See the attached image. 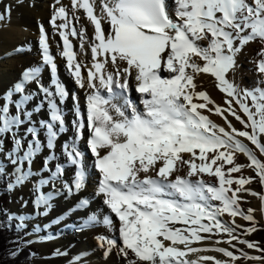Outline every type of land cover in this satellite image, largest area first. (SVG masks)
I'll use <instances>...</instances> for the list:
<instances>
[{"label":"snow or ice","instance_id":"snow-or-ice-1","mask_svg":"<svg viewBox=\"0 0 264 264\" xmlns=\"http://www.w3.org/2000/svg\"><path fill=\"white\" fill-rule=\"evenodd\" d=\"M174 4L175 9L170 10L167 0H104L102 14L98 16L90 0L73 2V7L82 8L94 26L93 63L87 72L92 92L87 96L86 122H78L76 128L81 138L85 128L90 130L86 143L95 158L94 169L99 177L94 195L102 196L103 204L119 220V242L107 243L118 247L127 264H197L187 257L203 251H215L229 258H200L213 260L214 264H235L240 259L264 264V256H251L242 250L237 256L222 247L192 246L226 234V242L233 248L232 242L236 240L249 249L264 252L255 243L239 239V225L233 227L221 220L223 214L240 216L253 224L244 229L246 234L256 230L252 210L246 215L239 208L241 193L256 195L246 187L254 178H233L231 174L240 173L244 167L235 162V154L242 153L250 162L248 166L255 170L256 178L264 183V163L238 139L245 138L264 155V0H174ZM3 18L0 14V20ZM57 19L65 21L58 27L69 29L64 7L55 12L52 23ZM102 22L109 25L108 30ZM69 34L77 36V30L60 33L63 56L76 82L84 87L81 65L75 62ZM39 44L44 63L52 65L55 71L43 29ZM251 44L261 46L256 61L260 82L252 90H242L228 75L236 71L238 57ZM198 74L214 77L218 89L231 98L225 101L227 108L216 106L215 113L223 116L227 112L245 130H237L224 117L229 129L226 130L201 114L199 109L213 102L205 92L195 91ZM38 75L37 70L25 71L22 83L15 84L11 91L5 89L7 95L0 92L4 101L0 104V149H5L6 139L12 144L8 154L15 166V179L8 188L23 187L35 177L32 166L47 149L49 155L37 171L48 172L49 177L32 185L37 193L34 211L47 217L61 194L77 197L76 211L87 209L91 197L86 192L91 176L82 153L75 147L67 151L65 145L67 159L74 166L71 178H64L67 170L62 164L57 163L54 171L50 167L56 159L52 149L57 136L65 131V120L56 104L48 105L49 121L34 122L41 107L36 105L31 111L26 107L34 97L25 85L37 81ZM133 88L140 96L142 110L130 98ZM40 91L46 97L53 95L46 88ZM55 94L66 95L59 85ZM194 97L205 103H194ZM113 99L122 103L117 105ZM41 130L46 134V142L40 138ZM181 153L192 154V159L183 161ZM177 161L188 165L187 177L177 175L172 179ZM158 163L161 166L157 168ZM225 164L232 166L225 171ZM201 174L215 177L219 186L206 182ZM193 176L197 177L195 181ZM44 188L49 191L43 192ZM212 202H218V206ZM24 219L19 217L17 230L24 227ZM103 222L113 223L107 216Z\"/></svg>","mask_w":264,"mask_h":264},{"label":"bare ground","instance_id":"bare-ground-1","mask_svg":"<svg viewBox=\"0 0 264 264\" xmlns=\"http://www.w3.org/2000/svg\"><path fill=\"white\" fill-rule=\"evenodd\" d=\"M33 1L32 0H11L9 2V5L11 6L12 11L10 12L8 18H3V20H0V25H1L0 40L5 39L3 43L0 42L1 44L0 45V56L3 55L2 52L5 51L4 49H7L8 50L7 55L9 57L13 56V54L18 55L14 57L15 59L18 58V60H16L17 64L21 62V66L23 67L24 65H29L28 67L25 66L24 68L38 67V69L40 68V70H37V69L36 70L38 71V73L41 74V71H44L45 68L42 67L40 64L36 65V60L34 59L33 61H29L28 58L26 57L30 55L28 50L26 49L22 50V48L21 49L18 48L21 44H19L18 40H16L17 38L13 37L15 36V34H13L15 31L18 32L17 34H20L19 33L20 30L22 31L23 28H28L30 26L37 28L38 23H40L41 25L37 28L40 32H41V29H43L44 32H47L50 34V32L48 31V28L43 25L47 22V16L50 14L49 13L50 11L46 9V4H43L45 7L43 5H42L43 7H41V6H38L36 3H33ZM37 1L38 0H35V2ZM90 1L91 3H93L94 11L97 14L98 4L99 6H101L104 0H90ZM73 2L74 0H65V2L62 3L61 7H64L66 11L69 12L70 17L68 18L71 21L70 23V21L68 20L69 26L77 30L78 38L79 36L80 37L84 36L85 38L84 39L85 45H84V49L82 50V51H85V54L82 53L83 55L80 56V59H78L79 57L78 53H80L78 44L73 42V40L70 41V44L72 45L74 57L76 58L75 62L77 63L81 62V64L83 65V67H81V74H83L84 72H88V70L90 69L93 63L92 54L89 55L88 53H86L87 51L86 49L92 46V40H93L92 38L94 36V26L91 24V22L87 19L86 16H84V18H80L78 13L81 8L73 7ZM1 6L2 4L0 5V11L2 9ZM173 7L175 9V4H173ZM48 24L49 23L47 22V26ZM60 24H63V20H59V25ZM4 26L5 27L7 26L9 29H5ZM77 26H79V31L77 29L78 28ZM102 26L105 28V30H108L109 28V25L106 22H102ZM36 28L32 30L34 31ZM53 37L54 35H51L49 37L50 39L48 40L49 54L51 52L50 56L57 59L58 64L56 66H58L59 68L58 79L55 80L52 74H51V78H49V76L46 74V76L48 77V81L43 79V81H46L43 88L48 89V91L52 92L53 95L51 97H46L42 91L35 88L34 90L36 91L33 92L30 87L31 93L34 94L33 96L34 99L32 103L26 107L28 109L31 107L30 111L36 105H39L41 107V111L38 114L34 115L33 117L34 122H38L40 120L49 121L50 113L48 114L49 112L48 105L49 103L56 104L57 110L62 115V118L65 120V126H64L65 131L59 132L57 136V140H56L55 148H57L58 150L55 148L52 149V153H54L56 159L50 162L51 169L53 168L54 163L57 160H59L64 163L65 169L67 170V175L64 178H69V177L71 178V176L74 175V172L72 171V168L74 166H72L70 161L67 159V155L65 156L63 155L62 152H60L61 150L66 152L65 145H67L68 146L67 151H70L72 147H75L79 152L82 153L84 162L87 164V172L90 174V176L95 175L97 177L98 173L95 171L94 165L92 164L95 158L92 156L87 146V143H86L87 139L89 138L90 130L86 128L85 133L83 137L81 138L77 134L72 133L73 124L72 123L68 124V121H67L68 118H72L70 121H73L75 125L78 122L85 123L86 122V109H84V107L82 108L80 103L76 105L71 104L72 92L69 89H72V91L75 90L73 86V81H75L74 78L76 79V77L72 74V72L70 71L68 67H65L66 73L65 72L64 74L62 73V62H64V65H67V61L61 58L60 50H62V47H56V46L50 47ZM260 47H261L260 45L252 46V49L255 50L256 55ZM19 54L21 55L24 54V55L19 56ZM199 63L202 64V62L200 61ZM121 66L123 67V65ZM13 68H14V65H11L12 70ZM108 69L113 70L111 65H108ZM67 71L70 72V74L67 73ZM256 71H257V68H256ZM14 74H15L14 77H16L14 82H11V80L8 78L3 80V83L4 82L5 83L3 84V87L0 85V90L3 88L10 87L8 90L11 91L14 88L13 86L14 83L23 82V78L21 81H19V78L17 77L18 72ZM162 74L165 77L168 76L167 73H162ZM228 78L230 81L237 84L236 71L234 73H229ZM30 82H33V81H30ZM194 82L197 86L195 89L197 93L207 91V94L210 97V100L214 101V103L208 104L205 109H199V111L203 113V115L209 117L210 120L213 123H215L218 127H225L226 130H229L227 128V123L224 117H227L228 119L230 115L227 112H224L223 116L216 114L215 107L219 106L221 107V109L227 108L228 105L225 103V101L231 98L227 97L225 93H222L218 89L215 78L211 77L208 74H198ZM259 82H260V76L257 72L256 77L252 79L253 89L259 86ZM130 83H134V82L130 81ZM85 84H86V87L79 89V94L76 96V98H78L79 101L84 98L87 101V96L92 92V89L88 88L87 80L85 81ZM57 85H59L61 88L64 89L66 93L64 97H61L55 94ZM5 94L7 95L6 92ZM17 98H19V94H17ZM130 98L133 101L136 98H140L139 94L135 92L134 88L132 92L130 93ZM118 100L119 99H113L112 102L119 105L120 102ZM193 102L194 103H205V101L201 99H197L196 97H194ZM137 104L139 108L141 109L140 107L141 104H139L138 102ZM209 109H212V111H209ZM13 111L15 110H12V112ZM74 111H76L75 114H73ZM112 114L115 116L114 112ZM118 118L119 117H117V119ZM74 130L76 132L77 128ZM40 138L42 141L46 140V134L43 132V130H41ZM195 152H196V156L198 157L199 150L197 149L195 150ZM43 154L47 156L49 155V151L47 149H44L42 152V155ZM208 155H212V154L210 153ZM190 159H192L191 154L188 155L187 159L184 161H188ZM241 159H242V162H244V159L243 158ZM38 161L39 160L37 158V160L35 161L33 165L37 167ZM195 162L197 164L200 163L198 159H196ZM177 163L179 164L177 166L179 169L188 173L189 169L186 163H182L180 161H177ZM159 166H161L160 163L156 165L157 168ZM231 166L232 165L225 164L224 170L227 171V169H229ZM32 170L36 172L35 167H32ZM143 175L144 174L142 173L141 176ZM149 175H154V173L150 172ZM201 175L206 182L210 184H214L217 187L219 186L218 181L216 180L215 177H209L206 174H201ZM231 176L233 178H239L240 173H232ZM48 177H49L48 172H44L43 174L40 175V178L47 179ZM194 177L195 176H193L192 178ZM195 178L197 179V177ZM32 179H34V177ZM172 179H173V176H172ZM93 181H94V178L91 179V184L88 186V188L93 189L92 190L93 192L91 190H87L86 192V196L91 197L90 205L87 209H81L82 211L81 210L76 211V209L74 208V205L77 203V197H69L66 194H61L54 201V207L47 217L38 215V210L34 211L33 204L25 208L24 210H21L20 217L23 216L25 218L24 223L34 225L35 227L34 237L36 239L38 238L37 240L40 242V244L45 248L50 247L52 245H54L57 248V251L55 252L54 256H51L47 259H44L42 262L35 263V264H127L126 260L120 255L118 247L109 246V244L107 243L108 240H117L119 242V232H118L119 222L115 219L113 215L111 216L110 210L101 201L100 199L101 196L94 195V193L97 190V186L96 184H94ZM246 187L248 188V185H246ZM42 191L46 193L47 191H49V188H44L42 189ZM262 197H264V195H261V198H260V195H257L255 208L257 209L259 216L264 218V199H262ZM215 203H218V202H215ZM240 204H241V201H240ZM69 209H72V211H68ZM91 210H92V214L88 215L85 220L82 219L83 212L88 213ZM96 214H98V216H96ZM104 216H107L109 219H111L113 223L109 226H106V224L103 222ZM226 216L230 218L227 214ZM93 218H95V220H93ZM97 220L100 221L101 223L99 224L100 225L99 227L93 226V223ZM177 227H181V226L177 225ZM44 231L48 234L44 235L45 233ZM202 235H207V234H202ZM227 237L228 236L226 234H220V235L215 236L212 240H205L202 243L193 244L192 246L209 248V249L215 248V247H222L226 249L227 248L226 241L228 240ZM216 240H222L225 242L217 244L215 242ZM203 256L213 257L215 258V260H219L223 255L215 251H203L199 253H191L188 255L187 259L194 260L197 262V264H214L213 260L202 261L200 258Z\"/></svg>","mask_w":264,"mask_h":264},{"label":"rangeland","instance_id":"rangeland-1","mask_svg":"<svg viewBox=\"0 0 264 264\" xmlns=\"http://www.w3.org/2000/svg\"><path fill=\"white\" fill-rule=\"evenodd\" d=\"M4 1L0 2V5L2 4V6H1L2 9L0 11V14H3L4 18H8L10 12L12 11L11 10V6L9 5V2L11 0H4ZM64 2H65V0H38L37 2H35V0L33 1V3H36L38 6H41V7L44 6L43 4H46V9L48 11H50L49 12L50 14L47 16V22L49 23L48 26H47V22L45 24H43L44 26H46L48 28V31L50 32V34L48 35L47 40L50 39L49 37L51 35H54L50 47L51 46L52 47H55V46L59 47L60 46V41L59 40L61 38L60 33L62 31H70V28H71L70 27L68 30H65L63 28L58 27L59 26V20H61V19H57L55 21V24L52 23V18L54 16L55 12L59 9V7L62 6V3H64ZM173 2H174V0L172 1V4H173ZM170 8H171V10H174L173 5ZM7 9H8V11H7L8 13L4 14V13H6L5 10H7ZM97 10H98L97 14H98V16H100L102 13H101V6H99V4H98V9ZM66 12H68V11H66ZM78 15L80 16V18H84L85 13H84V10L82 8L80 9ZM68 17H70L69 16V12H68ZM68 20H69V18H68ZM64 22L65 21L63 20V24H64ZM70 23H71V21H70ZM60 25H62V24H60ZM39 26H41L40 23L37 24V28ZM0 27H1V25H0ZM77 27H78L77 29L79 31V26H77ZM34 28H36V27L30 26L28 28H23L22 31L20 30V32H19L20 34H17L18 32H16V31L13 33V34H15V36H13V37L17 38L16 40H18L19 44H21L20 46H22V47L19 46L18 48H20V49L22 48V50L26 49L30 53V55L26 56L28 58V60L29 61H33V59H34V60H36V65L40 64L42 67L45 68L44 72H43L45 75L41 74L40 77L38 76V80L37 81L28 82L25 85V87L28 89L29 92H31V90L33 92L36 91V90H34L35 87H38V89H41L42 86L44 87L45 82L48 81V77L46 76V74L49 76V78H51V72L49 70L48 65L43 63L44 62L43 50H42V48L40 47V44H39V41H40V38H41V35H40L41 32L37 28L33 31L32 29H34ZM5 29H9V28L6 26ZM0 31H1V28H0ZM69 36H70L69 40L71 39V40H73V42L78 44V47L80 49V53H78V56H79L78 59H80V56L83 55L82 53L85 54V51H82L84 49V45H85V41H84L85 38H84V36H81V37L79 36V38H78V36L74 37V36H71L70 34H69ZM92 39H93L92 40V44H93L94 43V36H93ZM4 41H5V39H1L0 40L1 43H3ZM254 45H258V44L249 45L246 48V50L238 57V66H237V69H236V79H237V84L236 85L238 86L239 89H242V90H252L253 89L252 79L255 78L256 75H257L256 61H257L258 57L256 55L255 50L252 49V46H254ZM4 50L5 51L2 52L3 55H1L3 57L0 56V73H1L0 74V85L2 87H3V84L5 83V82L3 83V80H5L7 78L10 79L11 82H14V80L16 79V77H14V75H15L14 73L18 72L17 77L19 78V81H21L22 78H23V73L25 71H29L30 69L31 70H36V69L40 70V68L38 69V67H36V68H32V67L24 68L25 66L28 67L29 65H24V67H23V66H21V62H19L17 64L16 60H18V58L15 59L14 57H16L18 55H14L13 54V56L9 57L7 55L8 50L7 49H4ZM86 50H87L86 53H88L89 55L92 54L91 53V47L90 48L88 47ZM16 53H18V52H16ZM23 55L24 54H22V55L19 54V56H23ZM60 55H61V58L66 61L65 57L63 56V53L60 52ZM23 58H25V57H23ZM200 62H202V61H200ZM78 63L81 65V67H83L81 62H78ZM11 65H14V68H13L14 71L11 69ZM65 67H68V66L64 65V62H62V73L63 74H64V72L66 73V71H65L66 68ZM67 73L70 74V72H68V71H67ZM38 74H40V73H38ZM162 76H164V75L162 74ZM82 78L84 80V87H86L85 81L87 80V72H84L82 74ZM43 79H45L46 81H43ZM68 79H69V77H68ZM74 80L75 81H73V86H74L75 90H77V91H75V90L72 91V89H69V90L72 92L71 98L73 97V99H71V104L76 105V104H79V102H80L78 100V98H76V96L79 94V89L84 88V87H81L76 82L75 78H74ZM19 81H17V82H19ZM15 84H18V83H14L13 86H15ZM30 87H31V90H30ZM9 88L10 87L3 88V89L5 90V89H9ZM3 89H1L0 92H2L4 95H6ZM205 92L207 94V91H205ZM25 94H27V93H25ZM102 94L105 95V98H107V94L106 93L102 92ZM33 96H34V94H33ZM137 99L138 98H136L134 101L136 103L137 102L139 103V101H137ZM118 101L120 102V104L122 103L121 100H118ZM3 102H4L3 101V97L0 96V104H2ZM81 103H82L83 107L86 108L87 101L85 100V98L81 99ZM213 103H214V101H213ZM249 103H250V101H249ZM233 106L236 107L237 110H238V106L235 105V102H233ZM30 109H31V107L28 110L30 111ZM12 110H15V109L12 108L11 111ZM48 110H50V109H48ZM15 111H13L12 113H15ZM75 113H76V111L73 112V114H75ZM48 114H49V112H48ZM201 114H203V113H201ZM238 114L243 116V113H239V110H238ZM229 118L227 120L230 121L232 123V125L237 130H245L243 128V125H241L238 121H236L233 116L230 115ZM71 119L72 118H68L67 119L68 124H71L73 122V121H70ZM245 119H246V117H245ZM74 129H75V126L73 125V133H75ZM238 139H240L241 142L244 143L245 146L250 151H252L253 155H255L262 163H264V155H261L259 153V151L257 149H255V147L253 145H251L250 142H248L245 138H238ZM11 148H12V144L10 142H7V139H6L5 149H0V169H3L6 173L9 174V176H8L9 183L14 181V179H15V166L11 163V160H10V157H9V154H8V152L10 151ZM55 149H57V148H55ZM188 155H190V153H181L180 154V156H181L183 161L187 159ZM42 156L43 157H41V156L38 157L39 161L37 162L38 163L37 167L34 166V165L32 166V167L36 168V175H35L34 179L31 178L29 180V182L23 187L14 186L12 189L7 188V190H6L7 192L4 193V194H1L2 200H3V205H4V208H5V215L8 217L9 220H11V219L15 220L17 225L21 223V221L19 220L21 210H24L25 208L31 206L33 204V201L35 200V195L37 193H35L33 191L32 185H33V183H35L36 180H39L40 175L44 173V172L37 171L40 168H42V166H43V165H41L42 158L46 157L45 154H43ZM241 158L244 159V162H242ZM235 162L237 164L244 165V167L242 168V170L240 172V176H244L245 178H248V177L254 178L253 182L250 185H248V189L250 190V192L256 193V195H251L249 193H241L240 195H241L242 198L240 200L241 204H239V208L246 215L249 214L248 213L249 209L252 210L251 214L254 217V221H255V225L254 226H255L256 230L253 231L250 234H246L244 232V229L253 227V224H251L250 222L246 221L245 219H243L240 216H237L235 218H232V217L228 218L226 216V214H223L221 216V220L223 222L229 224L230 226H233V227H235L236 225L240 226L239 228H236V235L239 237L240 240H245L247 242L255 243L259 248L264 249V218L259 216L258 211L255 208L257 195H260V198H261V195H264V183H261L258 180V178H256V172H255L254 169H252L251 167L248 166L250 162L247 160V157L244 154L236 153L235 154ZM92 164L94 165L93 162H92ZM178 165L179 164L177 163V165H176L177 170L174 171L173 174H172L173 179L177 175H179L181 177H186L187 176L186 172H184L183 170H181V169H179L177 167ZM25 168H27V166H25ZM53 169H54V165H53L52 170ZM94 176L95 175H93V177ZM191 179H193V181L196 180L195 177L194 178L191 177ZM210 182H211V180H210ZM232 187L235 188L236 185H232ZM87 190H91L92 191L93 189L88 188ZM100 199H101V201H103V197H100ZM212 204L214 206H218V203L214 202ZM91 214H92V210L90 212H88V213L83 212L82 219L85 220L86 217L88 215H91ZM96 216H98V214H96ZM24 224L28 225L25 229H23L24 227L21 228V230L25 231L27 233V235H28V238L25 241V244L27 243V244L32 245V249H33V253H34V256L31 258V260L29 262H27V263H24V264L39 263V262H42L44 259H47V258H49L51 256H54L55 252L57 251V248L54 245H52L50 247H47V248L43 247L40 244V242L37 239L34 238V232H35L34 225L33 224L31 225V224H28V223H24ZM99 224H101V223H100V221L97 220V221H95L93 223V226L99 227L100 226ZM106 226H109V225H106ZM227 238L229 239V237H227ZM232 243L235 245V248H233L231 245H229L227 243L226 244L227 245L226 249H228L229 251H233L234 254L237 255V256L241 255V251L240 250H242L244 253H247L248 255H251V256H264V252L256 251L255 249H249V248H247L246 244H240L236 240H233ZM219 260L228 261L229 258L225 257V256H222ZM235 264H261V261H251V260L240 259V260L235 261Z\"/></svg>","mask_w":264,"mask_h":264},{"label":"trees","instance_id":"trees-1","mask_svg":"<svg viewBox=\"0 0 264 264\" xmlns=\"http://www.w3.org/2000/svg\"><path fill=\"white\" fill-rule=\"evenodd\" d=\"M7 190V177L0 174V194ZM0 198V264H24L31 260L32 249L25 245L24 233L17 231L4 216Z\"/></svg>","mask_w":264,"mask_h":264}]
</instances>
